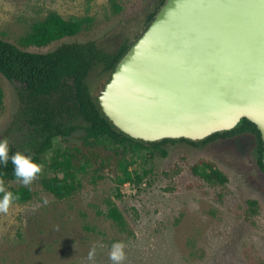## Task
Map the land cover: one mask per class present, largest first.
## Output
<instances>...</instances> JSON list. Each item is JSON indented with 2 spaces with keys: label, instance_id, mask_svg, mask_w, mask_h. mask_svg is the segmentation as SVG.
<instances>
[{
  "label": "rangeland",
  "instance_id": "rangeland-1",
  "mask_svg": "<svg viewBox=\"0 0 264 264\" xmlns=\"http://www.w3.org/2000/svg\"><path fill=\"white\" fill-rule=\"evenodd\" d=\"M157 1L0 0V35L16 42L33 20L50 11L65 17L90 16V27L77 35L24 49L47 52L63 42L94 40L111 52L142 33ZM109 78L101 66L92 71L94 96ZM0 83L5 93L2 135L14 119L18 99L17 83L1 74ZM167 148L166 157L138 160L130 167L142 176L145 169L148 173L141 182L121 185L122 196H117L113 169L89 168L79 174V191L57 198L41 183L54 175L46 155L40 175L29 185L33 197L13 203L7 215L0 214V264H112L109 251L114 241L125 243L123 264H264V173L253 136L238 134L197 145L180 141ZM202 160L213 162L228 181L220 184L194 173L192 166ZM108 198L123 213L124 229L105 215Z\"/></svg>",
  "mask_w": 264,
  "mask_h": 264
},
{
  "label": "water",
  "instance_id": "water-1",
  "mask_svg": "<svg viewBox=\"0 0 264 264\" xmlns=\"http://www.w3.org/2000/svg\"><path fill=\"white\" fill-rule=\"evenodd\" d=\"M97 99L133 138L201 140L247 118L264 142V0H164Z\"/></svg>",
  "mask_w": 264,
  "mask_h": 264
},
{
  "label": "trees",
  "instance_id": "trees-1",
  "mask_svg": "<svg viewBox=\"0 0 264 264\" xmlns=\"http://www.w3.org/2000/svg\"><path fill=\"white\" fill-rule=\"evenodd\" d=\"M163 2L158 0L148 13L146 26ZM91 23L90 16L65 17L50 11L43 18L33 20L16 42L0 35V74L17 83L18 99L14 119L0 139L7 138L10 154L24 151L41 165L48 155L49 170L54 175L41 180L47 191L64 199L82 187L80 173L89 168H94L96 172L113 169L117 196H122L121 185L141 182L148 173L145 169L142 176L140 170H131L130 167L138 160L146 163L156 157H166L169 143L182 141L197 145L238 134L253 136L257 163L264 173L261 132L247 118H242L230 130L216 132L201 140L164 138L145 141L131 137L113 124L93 95L89 77L99 66L111 75L140 34L134 41L123 40L111 52L99 47L94 40L63 42L47 52L24 49L75 36L90 27ZM4 98L0 83V107L4 104ZM10 136H14V139H9ZM75 137L80 143L71 142ZM192 170L208 181L220 184L228 181L226 174L211 161L202 160L194 164ZM98 177H102V174H98ZM0 182L17 197L13 203H25L34 195L30 186H23L15 177L10 161L6 166L0 165ZM8 182L17 185H9ZM106 202L108 210L104 212L105 215L124 229L126 220L123 213L113 199L108 198Z\"/></svg>",
  "mask_w": 264,
  "mask_h": 264
},
{
  "label": "clouds",
  "instance_id": "clouds-1",
  "mask_svg": "<svg viewBox=\"0 0 264 264\" xmlns=\"http://www.w3.org/2000/svg\"><path fill=\"white\" fill-rule=\"evenodd\" d=\"M9 161L13 165L15 177L23 186H29L38 174L42 171V165L36 162L32 155L24 151H15L10 154V147L7 138L0 139V165L6 166ZM0 214L7 215L10 207L17 197L7 191L3 182H0ZM43 203L47 204V198H43ZM125 243L123 241H114L109 251V259L112 264H123L126 259Z\"/></svg>",
  "mask_w": 264,
  "mask_h": 264
}]
</instances>
